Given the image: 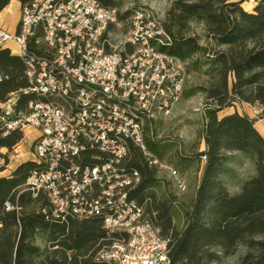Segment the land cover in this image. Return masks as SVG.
<instances>
[{
    "label": "built area",
    "instance_id": "2783aa9c",
    "mask_svg": "<svg viewBox=\"0 0 264 264\" xmlns=\"http://www.w3.org/2000/svg\"><path fill=\"white\" fill-rule=\"evenodd\" d=\"M131 9L125 27L123 10L101 0L25 4L17 31L0 30V44L17 45L36 97L8 128L38 131L33 155L40 168L24 187L50 198L53 218L104 213L105 229L126 235L100 253L107 264H171L170 239L133 196L142 174L128 161L137 147L149 166L188 189L177 168L145 141L158 117L181 101L187 63L168 52L173 37L153 9ZM248 105L254 117L263 114ZM6 111L13 112L10 102ZM200 159L205 166L207 155Z\"/></svg>",
    "mask_w": 264,
    "mask_h": 264
},
{
    "label": "trees",
    "instance_id": "16d2710c",
    "mask_svg": "<svg viewBox=\"0 0 264 264\" xmlns=\"http://www.w3.org/2000/svg\"><path fill=\"white\" fill-rule=\"evenodd\" d=\"M19 1L23 7L31 0ZM244 1L175 0L164 21L173 37L168 52L184 60L187 70L208 65L206 72L212 76L208 87L194 89L184 96L189 98L204 91L214 104L207 109V148L198 155L200 158L206 154L208 158L203 176L185 227L172 238L168 236L173 229L172 206L162 203L157 207L155 222L154 210L147 211L142 203L155 198L153 189L159 180L154 167L149 166L137 147H132L128 161L142 174L133 196L162 235L170 239L171 264H220L242 249L235 264H264V135L256 127L264 112L256 118L237 111L218 114L237 101L264 104V85L253 72L260 62L248 48V41L263 27V7L260 3L254 12H249L241 5ZM101 2L116 7L115 0ZM9 3L11 0H0V13ZM131 13V8L119 12L125 27ZM192 22L202 23L209 38L225 48L211 52L205 60L195 58L207 54V48L186 34ZM30 86L24 59L0 45V158L4 159L0 171L10 161L3 149L11 152L24 139L22 128H8V124L28 111L30 100L36 97ZM9 102L11 114L6 111ZM153 136L154 132L150 135L148 131L145 141L158 154L163 143ZM240 157L252 163L254 173L243 181L236 180L234 184L239 185V190L231 193L229 185L236 175L231 164ZM39 168L38 161L26 160L10 175L0 176V264H107L100 253L126 235L108 232L103 226L104 213L53 218L50 198L45 193L34 197L24 187L30 173ZM7 203L13 207L7 209Z\"/></svg>",
    "mask_w": 264,
    "mask_h": 264
},
{
    "label": "rangeland",
    "instance_id": "374dc122",
    "mask_svg": "<svg viewBox=\"0 0 264 264\" xmlns=\"http://www.w3.org/2000/svg\"><path fill=\"white\" fill-rule=\"evenodd\" d=\"M115 1V6L123 11L129 10L135 4H145L146 6L153 9L156 15L163 22L167 18L168 10L172 7L173 3L175 2V0ZM260 3H262V10L264 13V0H245L244 2H242L241 5L245 10L249 12H254L256 6H258ZM8 9H10V11L14 10V8L12 7ZM21 9L22 7L16 11V15L14 16L7 15L8 13H6L5 16L7 20L17 22V19L21 17ZM186 34L189 36H194L201 45L207 48V54H198L195 58L200 57L201 60H205V58H207V56H209L211 52L225 48L222 46H217L214 41L209 38L202 23L192 22L189 25V30ZM248 48L251 53L257 55V59L259 60L260 65H256L253 69V72L257 73L259 82L264 85V24L258 35L248 41ZM189 62L191 61H188V63ZM207 69L208 65H203L198 69L192 67L190 70H187V80L184 94L189 93L194 89L208 87L210 85V83L212 82V76L206 72ZM231 80L232 78L230 79V81ZM184 94L178 106L173 110L171 114L167 116L158 117L153 127V137L154 140L158 142H163L164 145H168V158L166 159V162L168 163L176 165V162H179L181 158L186 159L187 156H196V159L200 160V162L198 164V167L196 165L195 168L191 170L192 172H196L197 169L200 168V165L202 163L201 159L198 158V155L200 154L198 152L203 141L205 140L204 129L205 124L207 122V109L213 108L214 104L212 101L207 99V94L204 91H198L196 94L189 98H186ZM14 99H16V96L12 97V100ZM257 105L264 109V104H262L261 102H259V104ZM251 110L253 114V109ZM262 118L264 117H260L259 119ZM23 130L25 133L24 139L19 145L16 146L13 151L9 152L8 149H3V152L10 156V161L7 165H10L12 167L21 160H34L33 153L35 146V138L37 137L38 131L34 127L29 126ZM155 154L157 155V153ZM0 165H4L3 158H0ZM231 166L235 168L236 175L232 177L233 183L229 185V190L231 191V193H236L239 190V185H235L234 182L236 180L243 181L248 178L254 173V167L251 162L245 161L241 157L239 159L237 158L235 162L231 164ZM154 171L159 180L157 186H155L153 189V191L155 192V198H147L142 203L149 212H152V210H154L153 212H155L157 210V207L162 206V203H166L172 206V213L174 214L173 229L169 232L170 234H168V236L172 238L176 232L182 231L185 227L187 213L192 209V205L195 199L193 197V190L192 187H190L186 191H181L177 187L175 182L170 178L169 173L167 171L160 170L155 167ZM181 174L188 183V176L183 173ZM193 176V181H195L197 173H195ZM156 216L157 213L155 212V215H153V219L155 220V222ZM242 252L243 249L238 254L229 257L220 264H235Z\"/></svg>",
    "mask_w": 264,
    "mask_h": 264
},
{
    "label": "crops",
    "instance_id": "0c3cea01",
    "mask_svg": "<svg viewBox=\"0 0 264 264\" xmlns=\"http://www.w3.org/2000/svg\"><path fill=\"white\" fill-rule=\"evenodd\" d=\"M22 6L21 2L19 0H11V3H9L8 6H6L3 11L0 13V28L1 30L13 33L15 31H17L18 27H19V21L20 18L17 19L18 21L13 22V21H9L6 18V13H8L7 15H16V11L18 9H20ZM14 8L13 11H10V9L8 8ZM2 47H9L13 53H17V45L14 42H9L7 44H0ZM16 46V48H15ZM248 103L246 102H242V101H237L235 103V105L230 106V107H226L222 110H220L218 112L219 116H223L225 114H230V113H234V112H239V113H247L250 116H253L252 114V108H250L249 106H247ZM245 111V112H244ZM256 127L258 128V130L262 133V135H264V118L257 120L256 122ZM163 142H161L160 144L162 145ZM207 148L206 142L205 140L203 141L201 147L199 148V152L204 151ZM159 150L160 153H158L157 155L164 161H167L166 159L168 158L167 155V150H168V145L167 144H163V146H159ZM26 160H21L19 161L17 164H15L13 167L10 165H7V167L4 170L0 171V176H8L10 175L13 170L22 162H24ZM200 160L196 159V156H187L186 159L181 158L179 160V162H176V165H173L175 168H177V170L183 174H186L188 176L189 179V184H188V188L192 187L193 190V197L196 194V190L201 182L202 176H203V172H204V165L201 163L200 168L197 169L196 172H192L191 170L195 168V166L199 164ZM171 164V163H170ZM12 167V168H9ZM197 173V177L194 180V174Z\"/></svg>",
    "mask_w": 264,
    "mask_h": 264
}]
</instances>
